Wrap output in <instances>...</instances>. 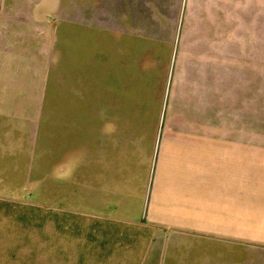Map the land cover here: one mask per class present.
Here are the masks:
<instances>
[{
	"label": "crops",
	"instance_id": "0c3cea01",
	"mask_svg": "<svg viewBox=\"0 0 264 264\" xmlns=\"http://www.w3.org/2000/svg\"><path fill=\"white\" fill-rule=\"evenodd\" d=\"M263 19V0H0V263L198 264L204 229L263 210L235 207L234 172L264 143L134 109L146 71L252 69Z\"/></svg>",
	"mask_w": 264,
	"mask_h": 264
},
{
	"label": "rangeland",
	"instance_id": "374dc122",
	"mask_svg": "<svg viewBox=\"0 0 264 264\" xmlns=\"http://www.w3.org/2000/svg\"><path fill=\"white\" fill-rule=\"evenodd\" d=\"M51 16L48 18L51 19ZM50 22L46 24L51 26ZM251 36H255V31L251 32ZM260 56H253L256 64H252L250 70L178 71L172 75L169 72L146 71L144 79L154 75L158 79L157 84L149 88L141 86L139 95L141 100L150 97L155 102H140L134 109L151 111L156 117L159 115L156 120L160 125L165 115L166 121L173 125L183 123L233 128L235 130L225 136L229 141L264 143V56ZM67 61L61 56V64ZM144 65L149 66V61ZM235 66L240 67L239 64ZM171 77L172 86L168 87ZM140 80H143L142 76ZM160 82L162 86L158 85ZM236 167V178L249 183L236 182L235 207L245 204L263 210L246 211L250 221H236L227 231L217 224L211 229H204L197 237L199 245L195 252L199 256L198 264H264V151H253L250 159L236 162ZM46 201L51 203L53 200L49 198ZM236 213L239 211L236 210ZM219 233L235 238L236 243L217 239Z\"/></svg>",
	"mask_w": 264,
	"mask_h": 264
}]
</instances>
